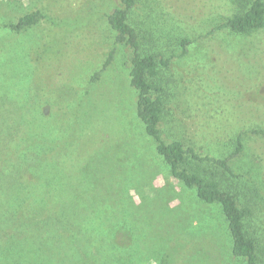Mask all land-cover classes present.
Instances as JSON below:
<instances>
[{
  "label": "rangeland",
  "instance_id": "374dc122",
  "mask_svg": "<svg viewBox=\"0 0 264 264\" xmlns=\"http://www.w3.org/2000/svg\"><path fill=\"white\" fill-rule=\"evenodd\" d=\"M250 1L137 0L127 21L141 52L177 55L180 39L192 40L156 78L160 133L216 157L240 137L231 164L241 176L223 185L249 208L244 229L264 264V135L251 132L264 131V26L209 32ZM0 3V23L35 7L58 22L20 33L0 27V154L14 162L32 151L44 156L46 193L38 198L59 202L57 212L0 214V264H160L164 255L165 264H245L231 252L220 206L169 175L136 117L132 52L113 48L104 18L119 0Z\"/></svg>",
  "mask_w": 264,
  "mask_h": 264
},
{
  "label": "trees",
  "instance_id": "16d2710c",
  "mask_svg": "<svg viewBox=\"0 0 264 264\" xmlns=\"http://www.w3.org/2000/svg\"><path fill=\"white\" fill-rule=\"evenodd\" d=\"M137 0H119V5L108 11L104 18L114 32L113 48L117 44L130 47L129 84L136 90L135 114L143 124L144 132L152 138L155 151L168 167L169 175L181 182L189 190L194 189L198 199L205 203H215L221 208L226 228L231 240V252L234 256H241L245 264H257L256 242L252 235L244 229V218L250 213L248 207L240 206L237 194L223 185V178L241 176L233 170L231 160L242 151L240 137H236L235 148L224 157H216L200 153L194 146L186 145L181 140L165 141L160 133L159 125L163 114L164 100L161 96L162 88L156 79L161 68L167 67L173 57L184 56L187 44L192 40L186 37L180 39L181 50L176 55L164 56L159 51L141 52L138 46L136 30L127 21V15ZM1 4V3H0ZM1 8V5H0ZM210 29L228 28L240 35L249 34L264 26V3L262 0H251L242 8ZM41 21L58 24L57 20L40 8H31L18 14L14 21L0 23L13 33H20ZM43 48L40 53L44 52ZM1 53L5 51L3 48ZM113 49L107 53V58L90 78L94 82L99 74L109 64ZM9 59L6 56L1 58ZM252 133L264 135L263 130L253 129ZM21 167H23L21 169ZM35 169V170H32ZM35 171L37 174H33ZM45 157L38 152H30L14 162L0 154V214H39L57 212L58 201L49 204L45 197ZM32 178L28 181L25 177ZM39 179V181L34 182ZM49 181V179L47 180ZM51 181L48 182V184ZM10 192V193H8ZM118 192V190H117ZM89 194V193H88ZM101 202H94L98 204ZM49 206L51 209H49ZM114 215H118L117 213ZM105 216V215H104ZM164 218V217H163ZM122 225L121 228H124ZM167 255L162 256L160 264H165ZM171 262V261H170ZM169 262V264H170Z\"/></svg>",
  "mask_w": 264,
  "mask_h": 264
}]
</instances>
